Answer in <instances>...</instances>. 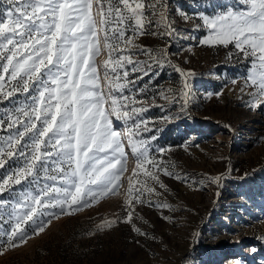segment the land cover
<instances>
[{
    "label": "snow or ice",
    "instance_id": "snow-or-ice-1",
    "mask_svg": "<svg viewBox=\"0 0 264 264\" xmlns=\"http://www.w3.org/2000/svg\"><path fill=\"white\" fill-rule=\"evenodd\" d=\"M0 3L6 5L0 9V101L8 98L19 101L17 91L26 94L25 102L8 108L0 117V127L14 129L6 138L0 137V167L6 158L17 153L25 159L22 168L0 182V193L9 182L20 184L32 178L28 180V190L19 193L14 202L0 199V209H11L7 213V229L3 227L5 215L0 213V236L6 237L0 239V253L43 232L52 219L71 214L68 210L73 206L79 210L118 194L124 183L121 177L127 171V154L121 133L113 128L110 119L113 114L117 120L132 121L129 141L139 137L131 147L136 168L127 180L129 210L124 222L131 223V209L136 203L152 204L150 199H144L145 193L162 195L148 184L149 179L162 189L166 186L160 179L161 173L184 179L150 155L153 147L150 142L157 137L144 134L158 129L149 127L151 121L145 113L151 107H164L155 103L157 98L177 104L181 112H186L191 99L189 83L184 81L180 89L157 86L147 103L138 101L133 92L137 81L145 76L151 81L165 66H171L181 77L192 75L172 64L167 46L154 49L137 43L143 36L171 40L178 34L169 0H96L99 21L93 17V0H72V3L0 0ZM177 14L185 23L201 21L196 28L203 27L209 33L202 45H232L242 54L248 69L240 91L252 89L245 106L253 110L264 108V0H208L204 11L188 14L177 9ZM98 24L104 27L98 29ZM101 39L110 57L104 64L107 92L101 88L94 62ZM130 75H135V79H129ZM6 83H11L8 91H4ZM231 83L236 85L237 79ZM146 88L147 85L136 92L144 93ZM125 90L133 94L124 95ZM105 104H109L107 114ZM156 151L163 154L168 149ZM146 164L151 168H145ZM141 173L144 179H140ZM220 179L209 177L217 185ZM8 191L11 196L12 190ZM38 208L49 210L37 215ZM112 223L105 222L101 227H111ZM134 231L147 236L140 228L134 227Z\"/></svg>",
    "mask_w": 264,
    "mask_h": 264
},
{
    "label": "rangeland",
    "instance_id": "rangeland-1",
    "mask_svg": "<svg viewBox=\"0 0 264 264\" xmlns=\"http://www.w3.org/2000/svg\"><path fill=\"white\" fill-rule=\"evenodd\" d=\"M207 2L169 0L178 34L171 40L150 35L137 39L138 44L154 49L167 46L172 64L192 73L181 77L171 66H165L159 70L158 77L150 81L145 76L133 88L136 99L147 103L157 86L180 89L188 79L191 99L186 112H181L177 104L157 98L155 103L164 107H151L145 116L151 121L149 127L158 131L144 134L157 137L150 142L153 145L150 155L184 179L161 173L160 179L166 186L163 189L149 179L148 184L162 195L145 193L144 199H150L152 204L136 203L131 209L132 222H124L129 210L127 180L136 168L131 147L139 137L129 141L132 121L117 120L113 114L110 116L113 128L121 133L127 154V171L121 177L124 183L118 194L79 210L73 206L68 210L71 214L52 219L43 232L0 253V264H264V108L253 110L245 106L252 89L240 91L244 87L242 77L248 69L242 54L232 45H202L201 41L209 33L203 27L196 28L201 21L185 23L177 14V9L188 14L204 11ZM4 7L0 3V9ZM92 12L99 21L96 0H93ZM211 12L209 9L208 14ZM103 27L98 24V29ZM98 35L102 36V32L98 31ZM98 47L100 51L94 62L101 88L107 92L104 64L110 57L102 39ZM4 75L7 81L8 76ZM129 79L134 80L135 75ZM233 79H237L236 85L231 83ZM11 83L5 84L4 91L10 90ZM145 85L144 93L136 92ZM123 94L133 93L125 90ZM25 95L17 91L19 101L14 98L0 101V117L8 108L25 102ZM9 100L13 101L12 105ZM108 110L109 104H105L106 114ZM165 116L171 118L162 119ZM9 131L14 129L0 127V137L6 138ZM157 148L168 151L160 154ZM17 157L18 153L6 158L0 167V182L25 165L24 157ZM144 167L150 169L151 165ZM216 176L221 177L218 185L209 180ZM140 179H144L143 173ZM28 180L20 184L9 182L0 199L14 202L19 193L28 190ZM8 189L12 190L11 196ZM48 210L38 208L37 215ZM10 211V208L0 209L5 215L4 229L9 227L7 213ZM113 221L111 227H101ZM134 227L147 236L137 234ZM0 239L6 237L0 236Z\"/></svg>",
    "mask_w": 264,
    "mask_h": 264
},
{
    "label": "water",
    "instance_id": "water-1",
    "mask_svg": "<svg viewBox=\"0 0 264 264\" xmlns=\"http://www.w3.org/2000/svg\"><path fill=\"white\" fill-rule=\"evenodd\" d=\"M187 80V82H188V79H186Z\"/></svg>",
    "mask_w": 264,
    "mask_h": 264
}]
</instances>
